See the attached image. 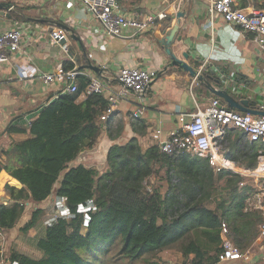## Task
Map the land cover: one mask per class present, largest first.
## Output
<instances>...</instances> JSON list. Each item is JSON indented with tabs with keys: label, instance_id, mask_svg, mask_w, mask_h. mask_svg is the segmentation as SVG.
Segmentation results:
<instances>
[{
	"label": "trees",
	"instance_id": "trees-1",
	"mask_svg": "<svg viewBox=\"0 0 264 264\" xmlns=\"http://www.w3.org/2000/svg\"><path fill=\"white\" fill-rule=\"evenodd\" d=\"M264 9V0H238ZM13 17H20L13 12ZM63 67L72 68L69 60ZM82 70V68H78ZM75 91L58 90L28 125L10 124V138L0 150V170L20 187L5 183L0 199V233L14 227L26 202L35 203L21 234L41 223L42 202L56 200L60 214L37 228L33 235L39 256L14 245L5 257L9 264H114L120 258L140 264H164L162 251L176 248L186 257L171 264L216 263L220 250V224L230 223L239 235H248L253 217L242 211L254 191L238 187V174L215 171L206 158L187 153H165L156 143L144 146L147 124L132 122L135 132L124 142L107 148L105 168L80 161L106 128L110 138L120 130L109 128L99 116L107 105L105 95L86 93L89 77L78 74ZM228 149L241 166L255 168L257 151ZM61 201V202H60ZM1 258V254H0ZM183 261V262H182Z\"/></svg>",
	"mask_w": 264,
	"mask_h": 264
},
{
	"label": "crops",
	"instance_id": "crops-1",
	"mask_svg": "<svg viewBox=\"0 0 264 264\" xmlns=\"http://www.w3.org/2000/svg\"><path fill=\"white\" fill-rule=\"evenodd\" d=\"M182 1L117 0L121 12L125 15L143 16L164 10L167 12V17L156 20L149 29L136 36L128 34L113 36L105 33L81 0H0V3L10 5V17L0 19V32L8 28L13 19H19L22 24L20 48L11 54L9 60L0 62V150L10 142L5 129L12 124L10 122L14 114L31 109L45 102L47 98L55 97L61 88L59 83L44 84L37 75L28 80H18L16 76L21 74L25 65L35 67L41 73L63 66V62L69 60L73 63L72 67L82 68L86 73L97 76L95 71L85 67L87 61H90L103 69L101 77H97L113 89L120 85L116 77L121 67L140 66L157 72L145 89L128 90L106 119L109 128H114L116 123L122 125L119 133L114 135V138H110L107 129L104 128L95 145L82 151L80 161L87 166H97L100 170L106 166L105 155L108 146L113 141L124 142L135 134L132 122L135 125H137L136 121L147 124L141 142L143 145L145 143L148 145L153 141L152 130L160 128L164 134L177 126L180 113L194 111L197 106L206 105L212 97H218L196 77H190L185 71H175L171 67L164 69L169 58L158 41L159 28L163 26L167 30L172 26L174 19H168V17L172 16ZM184 1L187 16L184 20L182 19L181 28L177 33V35L181 34L182 38L174 39L172 50L185 61L188 56H191L189 63L198 70L205 62L201 72L207 71L209 65L213 68L218 66L230 76L226 89L232 96L236 99H246L248 106L252 109L260 111L263 106L264 110V52L254 40L253 35L241 32L238 26L225 21L219 13L210 18L204 0ZM13 12L18 13L20 17H13L11 15ZM55 27L65 30L66 39L63 44L67 46L68 53L58 45L41 40L42 35L46 37ZM108 92L106 90L103 95L106 97ZM225 140L226 145L228 144L226 152L231 147L233 149L239 147V150L246 151L248 149L246 143L253 144L252 147L257 152L259 149L264 150V142L256 146L255 142H250L244 133L237 129L230 128L226 132ZM238 166L247 168L239 164ZM259 181L264 182V178L250 179L244 184L252 187L254 191L246 199L242 211L245 217L247 215L253 217L254 224L260 218L262 204L248 203L247 200L259 194ZM5 183L21 186L15 178L2 169L0 170V191L3 186L4 192ZM47 199L55 202L52 196ZM227 225L229 238L242 252L248 254V258L241 257L214 264H263L264 240L255 241L256 228L254 233L239 235L231 230L230 223ZM192 256L190 253L184 258L176 248L162 251L164 264H171L176 259L182 260Z\"/></svg>",
	"mask_w": 264,
	"mask_h": 264
},
{
	"label": "built area",
	"instance_id": "built-area-1",
	"mask_svg": "<svg viewBox=\"0 0 264 264\" xmlns=\"http://www.w3.org/2000/svg\"><path fill=\"white\" fill-rule=\"evenodd\" d=\"M91 15L101 25L108 35L136 36L149 29L156 20L165 19L167 12L158 10L155 13H147L143 16L125 15L121 12L117 0H81ZM206 11L210 18L215 13L221 14L225 21L238 26L243 33H251L260 49L264 52V9L255 7H240L238 0H204ZM129 32V33H127ZM22 36V24L19 19H13L11 25L0 32V62L9 60L12 53L20 48ZM43 42L49 41L58 45L68 53L65 44L61 40L66 38V32L61 27H55L45 37ZM203 62L199 70L204 66ZM23 71L18 80H28L37 75L44 84L59 83L62 91H75L77 89V75L83 74L89 77L82 95L91 92H99L106 95L107 105L102 110L99 118L104 121L109 118L118 102L124 98L129 88L141 91L146 88L148 82L156 76L153 69L136 67H121L117 73L119 86L111 88L95 75L88 74L77 67L64 68L58 66L52 71L38 72L31 65L23 66ZM192 83L190 84L191 87ZM263 110V106L260 108ZM237 129L244 133L250 142H264V115L252 114L234 110L226 105L218 97H212L204 106H197L194 111L182 112L178 116V124L175 128L162 134L160 128L152 130L153 141L159 149L165 153H187L206 158L210 167L218 171L228 169L238 174V185H244L248 180L264 178V150L257 152V166L255 169L239 167L237 162L226 152V132ZM227 223L222 220L220 224V250L217 253V263L248 258L246 252L234 244L228 236ZM264 240V220L256 225L255 241ZM188 264V263H185ZM198 264H212L201 262ZM264 264V263H263Z\"/></svg>",
	"mask_w": 264,
	"mask_h": 264
},
{
	"label": "water",
	"instance_id": "water-1",
	"mask_svg": "<svg viewBox=\"0 0 264 264\" xmlns=\"http://www.w3.org/2000/svg\"><path fill=\"white\" fill-rule=\"evenodd\" d=\"M185 4L186 2L184 0L180 2L176 8V11L173 12L172 16L170 15L168 17V19H174V23L172 24V26H170L167 30L163 26L159 28L160 37L158 41L163 46L169 58V61L167 62V64H165L164 69L171 67L175 71L183 70L190 77H196L199 82L205 85L210 92L220 97L230 108H234L242 112H250L252 114L264 115V110L259 111L250 108L246 99H236L227 91L226 86L230 76L226 75L224 71L221 70L218 66H215L213 68L212 65H209L207 71L201 72L200 70H198V68H195L192 64L189 63V61L191 60V56H188L187 61H185L178 57L172 50V43L174 42V39L177 38L179 40L182 38V35H177V33L181 28L182 19L184 20L187 16ZM9 10L10 5L0 3V19L9 18ZM64 28L68 31H71L67 27ZM72 36L76 38L75 35L72 34ZM65 39H62L60 43L63 44L65 42ZM70 54H72V52H70ZM85 67L92 69L93 71H95L98 77H101L100 75L102 74L103 69L100 66L92 64L90 61H87ZM151 82L152 80L148 82L147 86ZM129 90L134 91L131 88H129ZM65 91L67 92V90ZM53 99L54 97L47 98L45 102H41L39 105L31 109L22 110L21 112L14 114L13 119L10 123L28 125L30 120L34 116H36V114L45 105V103L48 101H52Z\"/></svg>",
	"mask_w": 264,
	"mask_h": 264
},
{
	"label": "rangeland",
	"instance_id": "rangeland-1",
	"mask_svg": "<svg viewBox=\"0 0 264 264\" xmlns=\"http://www.w3.org/2000/svg\"><path fill=\"white\" fill-rule=\"evenodd\" d=\"M216 14V13H215ZM122 125L116 123L114 129L115 130H120ZM152 137V135H151ZM128 140V139H127ZM261 143L259 141L255 142L256 146H259ZM146 145V143L144 144ZM264 145V143H263ZM228 147V144L226 145V148ZM106 156V155H105ZM260 187H259V194L251 199H248L247 202H260L262 204V210L260 214V218H258L255 221V224L253 226V230L251 233H254V230L256 228V223L264 219V182L259 181ZM258 189V188H257ZM4 195L3 192V186H2V191H0V199L1 196ZM55 202L53 200L46 199L45 201L42 202L43 204V213L41 215V223L38 225L40 228H42V231L37 235L39 236L40 234L43 233L44 226L45 224L49 223L52 219L56 218L60 213V209L55 206ZM61 202V201H60ZM55 203V204H54ZM35 203L33 202H27V204L24 205V211L21 215V217L18 219L16 225L14 227H11L8 230L3 231L0 233V264H9L5 259V257L8 255V249L11 245H14L18 250L23 251L27 253L28 255L31 256H38L39 251L34 247V242H33V235L37 234V228H31L28 230L26 234H21L19 232V227L24 224L28 220L31 214V210L33 209ZM3 259V260H2ZM114 264H140L139 262H129L125 258H120L117 263Z\"/></svg>",
	"mask_w": 264,
	"mask_h": 264
}]
</instances>
